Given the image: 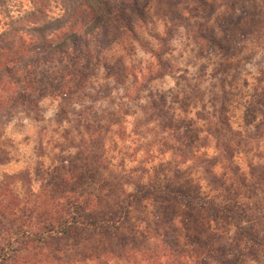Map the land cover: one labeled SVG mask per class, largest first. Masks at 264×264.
Wrapping results in <instances>:
<instances>
[{
	"label": "rangeland",
	"instance_id": "rangeland-1",
	"mask_svg": "<svg viewBox=\"0 0 264 264\" xmlns=\"http://www.w3.org/2000/svg\"><path fill=\"white\" fill-rule=\"evenodd\" d=\"M139 6L142 15L131 16V31L118 26L96 31L95 40L104 44L97 59L81 51L75 64L68 58L58 66H41L54 89L32 94L31 104L18 103L0 114L3 198L9 192L20 199L32 197L49 181L66 174L74 182L88 166H95L85 192L101 195L104 209L115 210L121 218L129 212V231L123 235L126 251L107 256L98 240L83 245L70 238L51 242L41 255L30 254L28 264H39L40 258L41 264H102L94 259L83 263L87 255L124 264L126 257L119 255L131 256L128 250L144 249L148 243L141 234L146 227L158 244L154 218L166 209L178 213L181 238L198 232L201 224L210 227L207 217L198 214L199 204L189 206L184 199H167L158 191L159 184L174 185L178 177L191 178L212 201L234 202V194L254 208L264 199V83L258 81L264 75V0H141ZM30 9L28 0L12 4L14 16ZM61 13L53 1L51 15ZM175 14L180 16L177 23ZM5 22L0 15V31ZM95 46L84 42L82 50ZM141 51H151L146 55L154 63L144 65ZM165 75L174 88L161 90L154 83ZM34 84L39 88L37 81ZM137 84L135 95L129 97L130 86ZM141 99L147 104L139 103ZM129 115L134 117L131 127ZM218 140L223 150L233 153L231 163L226 154L220 156ZM192 143L216 163L212 170L220 177L225 171L226 185L239 194L213 186L212 175L204 171L207 163L178 149ZM250 162L257 170L255 177L263 176L257 181L263 184L260 189ZM77 189L84 192L81 186ZM242 211L238 223L264 234V211ZM236 224L230 218L219 226L224 237L219 243L235 246L240 231ZM213 230L217 231L210 233ZM71 244L76 245L73 251ZM207 262L218 264L210 258Z\"/></svg>",
	"mask_w": 264,
	"mask_h": 264
},
{
	"label": "trees",
	"instance_id": "trees-1",
	"mask_svg": "<svg viewBox=\"0 0 264 264\" xmlns=\"http://www.w3.org/2000/svg\"><path fill=\"white\" fill-rule=\"evenodd\" d=\"M15 1L0 0V15L6 19L5 27L0 31V114L18 103L31 104L29 96L32 94L44 95L54 89L52 78H46V73L42 72L45 67L41 66H58L68 58L71 64H75L81 51H87L97 59L104 48V44L94 37L100 27L118 26L131 31V16L142 15L139 6L141 0H28L31 9L14 16L12 4ZM53 1L60 6V15H51ZM179 17L175 14V23L179 22ZM162 41L166 42V39ZM84 42L93 43L94 46L98 44L94 50H90L91 47L82 50ZM159 55L162 56L161 53ZM35 81L39 88H35ZM258 81L264 83V75ZM222 145L218 140L217 149H222L220 156L226 154V159L231 163L233 153L229 148L223 150ZM178 149L188 153V157L207 163L204 171L212 175L213 186L234 192L232 185H226L225 171L220 177L212 170L216 163H211V158L207 157L206 151L200 146L192 143L178 146ZM250 165L253 181L258 185L257 189H260L263 184L257 181L262 180L263 176L256 178L257 170L253 162ZM93 169L95 166H88L74 182L66 174L58 180L49 181L32 197L20 199L9 192L10 195L3 194L8 198H3L0 193V264H28L30 254L41 255L42 250L47 249L51 242L70 238L79 239V244L83 245L98 240L97 245L104 249L103 253L107 256L126 251L127 238L123 235L129 231V212L125 210V216L121 218L115 210L104 209L101 195L85 192L87 185L91 186ZM172 182H175L174 185L159 184L158 191L165 192L162 196L167 199H184L189 206L199 204L201 210L198 214L207 217L210 227L201 224L196 226L198 232H187L181 238L182 234L178 232L180 228L176 224L178 213L173 214L166 209L167 212L154 218L158 222V244L149 231L151 229L146 227L141 234L149 240L148 243L144 249L128 250V253L132 251L131 256L119 255L126 257L124 264H189L194 260V264H215L207 262L208 258L216 260L218 264H264V234L256 233L251 227L245 229L236 220L243 215L242 209L245 212L251 209L264 211V199L254 204V208L246 207L240 197L234 194V202H216L203 196L202 187L192 184L191 178L178 177ZM78 186L83 187L84 192L78 190ZM68 190L72 192H66ZM230 218L236 221V228L240 230L234 241L235 246L233 243L218 242L224 238L218 232L219 226L227 223ZM200 220L197 217V222ZM213 228L217 231L210 233ZM205 235L209 238H205ZM216 242L220 245L216 246ZM75 246L71 244L70 251ZM53 253L50 256L59 260ZM90 259L107 264L103 255H87L83 263ZM36 262L41 264L43 260L40 258Z\"/></svg>",
	"mask_w": 264,
	"mask_h": 264
},
{
	"label": "clouds",
	"instance_id": "clouds-1",
	"mask_svg": "<svg viewBox=\"0 0 264 264\" xmlns=\"http://www.w3.org/2000/svg\"><path fill=\"white\" fill-rule=\"evenodd\" d=\"M150 52H151V51H141V52H140V55L144 57V65H147V64H149V63H154V62L151 60V58H150L148 55H146V53H150ZM142 66H143V65H142ZM249 68H251V66H249ZM209 71H211V69H209ZM252 71H253V74H255V70L253 69ZM154 83H155L157 86H159V87L161 88V90H167V89H169V88H174V82H173L172 79H171L169 76H167V75L163 76L161 79L156 80ZM136 87H138V84H137L136 86H130V88H129V97L135 95V93H136ZM121 91H123V90H121ZM129 97H125V100L128 101V102H130V101H129ZM147 102H148V101L145 100V99H141V100L139 101V103H141V104H147ZM50 114H51V113H49V115H50ZM127 120H128V122H129V127H131V121L134 120V117L131 116V115H129V116L127 117ZM125 142L131 144V140H128V141H125ZM133 147H134V145H133ZM132 162H134V161H132ZM33 190H34V191H37V190H38V186H35V187L33 188Z\"/></svg>",
	"mask_w": 264,
	"mask_h": 264
}]
</instances>
